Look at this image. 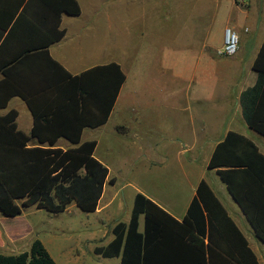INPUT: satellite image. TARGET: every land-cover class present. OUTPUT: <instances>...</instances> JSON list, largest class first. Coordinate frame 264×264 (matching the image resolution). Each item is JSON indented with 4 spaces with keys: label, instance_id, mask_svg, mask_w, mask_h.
Here are the masks:
<instances>
[{
    "label": "trees",
    "instance_id": "1",
    "mask_svg": "<svg viewBox=\"0 0 264 264\" xmlns=\"http://www.w3.org/2000/svg\"><path fill=\"white\" fill-rule=\"evenodd\" d=\"M77 0H0V112L13 97L34 116L29 136L15 110L0 114V211L17 217L36 206L62 213L72 205L97 210L109 169L95 156L97 141H82L86 127L107 122L126 75L112 62L81 75L69 73L50 47L66 35L64 15L80 16ZM257 82L241 97L248 127L264 139V42L253 65ZM98 81V83H97ZM99 110L100 118H92ZM39 145L31 146L32 139ZM65 138L73 147L56 144ZM226 184L264 244V154L251 138L229 131L208 162ZM141 216L145 228L139 231ZM114 240L95 255L120 264H260L249 241L211 186L202 180L182 222L145 194L135 196L131 220L112 230ZM0 264H57L44 244L0 254Z\"/></svg>",
    "mask_w": 264,
    "mask_h": 264
},
{
    "label": "crops",
    "instance_id": "2",
    "mask_svg": "<svg viewBox=\"0 0 264 264\" xmlns=\"http://www.w3.org/2000/svg\"><path fill=\"white\" fill-rule=\"evenodd\" d=\"M77 1L82 13L80 16H63L62 28L66 30V35L60 42L50 47L52 57L74 76L112 62L118 63L126 75V81L107 122L97 127H86L82 134L83 142L97 141L95 156L108 167L109 178L97 210L93 213H85L87 215L84 218L80 216L81 219L74 223V231L83 236L78 237V242L72 249L77 256L78 264L85 254L83 250L89 249L91 253H94L97 247L108 246L115 238L112 232L115 225L119 222L129 223L131 220L135 196L139 191L135 190L134 194H131L133 195L132 207L126 210L121 189L117 187L120 186V179L127 180L128 175L126 174L129 173V169L124 159L120 162L113 161L114 157H119L120 154L131 150L130 142L137 146L141 154L139 157L142 163L141 169L152 170L171 163L178 168L177 170H181V177L190 184L191 192L183 200L175 201L174 199L172 202H167L159 197L150 199L161 206L172 218L182 222L200 182L205 180L247 237L259 263L264 264L263 242L256 236L255 230L229 193L226 184L215 170L208 168V162L215 146L229 131H235L251 138L247 134L248 125L243 117L241 97L257 82L258 76L253 65L264 42V0L203 1L206 12L195 16V31L191 35L192 38L190 37L198 45L200 49L197 51L198 56L203 59L199 71L196 67L170 71L165 66L166 72L179 74L185 80L182 88L183 98L168 99L163 105H159L160 108L164 106L167 108L158 109L157 114L144 115L140 111L144 108L145 102L128 93L133 90L135 77L132 76V71L124 67L123 57L117 56V59L113 55L111 19L81 18L83 12L90 7H93L95 13L96 9H101L106 5L110 7L114 0ZM207 1L213 4L214 15L208 11L209 4L207 7L205 4ZM73 17L79 19H72ZM65 18L71 19L65 20ZM218 18L220 28L213 44L211 43L210 25ZM227 28L235 30L240 35L241 47L228 62L217 65L212 55L223 47ZM141 69L142 67L137 68L136 74H139ZM152 70L151 67H147L146 71L153 73ZM212 71L220 75L213 77ZM136 79L138 82V77ZM12 110L18 113L16 119L18 129L30 136L34 127V116L27 103L19 97H13L8 102L7 108L3 109L0 114L6 115ZM239 114L245 125L241 122ZM100 116L99 110L92 114L95 120ZM174 126L176 128L183 126L181 131H186V133L169 136L173 139L169 143L159 140L162 137L161 133L167 129L171 131ZM248 129L253 131L249 127ZM260 143L256 144L264 154V141ZM30 145L35 146L39 143L33 138ZM56 146L66 150L73 147V144L65 138H60ZM154 154H156L155 157ZM109 156L112 157V161L108 159ZM200 160L201 165L198 163ZM195 168L202 171L194 170ZM195 176L198 179L193 183ZM128 196L130 198V194ZM71 207L79 209L76 204H72ZM69 210L70 208L67 212ZM43 211L47 210L30 206L25 208L20 216L14 218L6 217L0 211V254L18 255L27 252L32 243L38 239L57 264H69L71 257L68 255L70 254L68 249L62 247L57 249L53 247L54 241L50 240L49 243L52 244L54 250L52 252L53 250L39 236L43 225L40 220H37V214ZM32 217L36 219L32 220ZM144 228L145 218L141 216L139 231L143 232ZM104 259L119 260L118 264L121 262L118 257Z\"/></svg>",
    "mask_w": 264,
    "mask_h": 264
},
{
    "label": "rangeland",
    "instance_id": "3",
    "mask_svg": "<svg viewBox=\"0 0 264 264\" xmlns=\"http://www.w3.org/2000/svg\"><path fill=\"white\" fill-rule=\"evenodd\" d=\"M82 1L80 0V2ZM203 1L206 0H114L111 2L110 7L106 5L101 9H96L95 13L93 7L83 12L81 18L84 19H111L113 23L111 36L113 55L116 58L117 56L123 57L124 67L131 70L132 76L135 77L133 79V90L128 93L145 102L143 104L144 108L140 111L142 115L157 114L158 109L167 108V106L160 108L159 105H163L168 99L178 100L183 98L182 93L184 91L182 88L185 80L179 74L166 72L165 66L170 71L182 70L186 67H196L199 71L203 59L198 56L197 51L200 49L191 39V35L195 31V16L206 12L205 5L202 4ZM207 2L205 4L206 7L209 4L208 11L211 15H214L213 4ZM172 16H175V18H172ZM67 19L71 18H65V20ZM72 19L79 18L73 17ZM210 28L211 43L214 44V39L217 37L220 28V19L218 18L212 22ZM240 47L241 37L239 50ZM212 56H214L213 59L217 65H223L232 58L221 56L218 52ZM140 67L144 70L141 69V72L136 74L137 68ZM147 67H151L153 73H147ZM218 74L212 71L213 77L220 75ZM199 76L198 74L197 77L199 78ZM137 77L138 82H136ZM238 116L240 118L241 115ZM241 122L245 125L244 120L241 119ZM182 129L183 126L180 128L174 126L171 131L167 129L161 133L162 137L159 140L169 143L173 140L169 136L186 133V131H181ZM247 134L257 144L264 141L261 136L250 131L248 127ZM129 147L131 148L129 152L120 154V158L114 157L113 159L115 162L124 159L129 169V173L126 174L128 175L126 176L127 180H119L120 186L123 187H117L121 189L126 210L132 207L133 195L131 196V194H134L135 190L149 198L159 197L167 202H172L174 199L175 201L177 199L183 200L189 196L191 192L190 184L181 177V170H177L178 168L171 163L152 170L141 169L142 163L139 158L141 154L137 146L130 142ZM155 156L156 154H154ZM108 159L112 161L111 156ZM198 163L201 165V160ZM194 170L202 171L197 168ZM197 179V176H195L193 183ZM128 194H130V198ZM69 208L68 212L43 211L37 214V220H40L43 225L42 233L39 236L42 237L51 250H53V247L68 249L67 251L70 253L68 255L71 257L69 264H78L79 261L72 249L77 244L78 237L83 236L81 233L74 231L73 227L74 223L81 219L80 216L84 218L87 214L75 207L70 206ZM35 219V217H32V220ZM50 240L54 241L53 247L49 243ZM83 252L85 254L79 264H118L119 262V260H105L94 255L93 252L91 253L89 249H85Z\"/></svg>",
    "mask_w": 264,
    "mask_h": 264
},
{
    "label": "built area",
    "instance_id": "4",
    "mask_svg": "<svg viewBox=\"0 0 264 264\" xmlns=\"http://www.w3.org/2000/svg\"><path fill=\"white\" fill-rule=\"evenodd\" d=\"M241 2H244V0H241ZM239 45V34L235 30L227 28L224 34L223 47L218 51V53L224 57H233L238 53Z\"/></svg>",
    "mask_w": 264,
    "mask_h": 264
}]
</instances>
